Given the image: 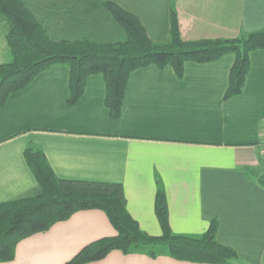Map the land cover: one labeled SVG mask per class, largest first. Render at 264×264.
<instances>
[{"label": "crops", "instance_id": "obj_1", "mask_svg": "<svg viewBox=\"0 0 264 264\" xmlns=\"http://www.w3.org/2000/svg\"><path fill=\"white\" fill-rule=\"evenodd\" d=\"M20 1L55 42H124L123 29L103 2L135 16L154 43L169 40L171 8L186 42L264 29V0ZM249 59L242 93L230 100L223 97L232 55L187 62L181 79L171 67L139 68L128 77L116 120L105 106L101 75L90 76L83 95L69 106V70L51 67L0 108V204L36 189L24 151L37 147L58 179L120 184L129 216L151 237L161 235L154 213L158 177L173 234L201 235L215 220L217 242L241 264H264V188L258 183L264 175V51ZM115 236L103 212L80 211L21 241L14 260L0 264H66L85 246ZM89 264L195 263L112 251Z\"/></svg>", "mask_w": 264, "mask_h": 264}, {"label": "trees", "instance_id": "obj_2", "mask_svg": "<svg viewBox=\"0 0 264 264\" xmlns=\"http://www.w3.org/2000/svg\"><path fill=\"white\" fill-rule=\"evenodd\" d=\"M102 5L123 29L124 42L52 41L20 0H0V30L11 55L10 62L0 64V108L10 95L27 88L41 73L53 66H65L69 70L67 104L74 105L83 95L87 79L99 74L105 81V106L110 118L116 120L133 71L147 66L171 67L181 79L185 63L207 64L226 55L233 56L223 97L230 100L242 93L250 70V54L264 51V29L235 39L183 41L173 8L168 42L154 43L135 16L114 3ZM24 158L37 187L31 195L0 204V263L14 260L15 248L21 241L47 232L77 212L99 210L116 236L85 246L66 264L98 262L112 251L125 256L145 255L153 260L169 257L195 264H241L233 250L217 242L215 220L201 235L171 232L165 190L158 177L154 213L161 235L151 237L129 216L120 184L58 179L37 147H27ZM258 183L264 188V175Z\"/></svg>", "mask_w": 264, "mask_h": 264}, {"label": "rangeland", "instance_id": "obj_3", "mask_svg": "<svg viewBox=\"0 0 264 264\" xmlns=\"http://www.w3.org/2000/svg\"><path fill=\"white\" fill-rule=\"evenodd\" d=\"M1 34L2 33H1V30H0V35ZM0 40H1V37H0ZM4 49H5L6 53H7V55L4 57L5 58L4 61H0V63H7V62L10 61V53L8 52V49L6 48L5 44H4Z\"/></svg>", "mask_w": 264, "mask_h": 264}]
</instances>
